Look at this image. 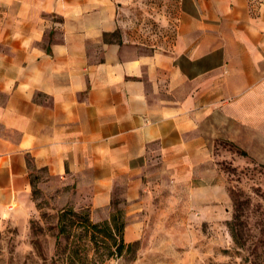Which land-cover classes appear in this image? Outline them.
<instances>
[{
    "label": "crops",
    "instance_id": "0c3cea01",
    "mask_svg": "<svg viewBox=\"0 0 264 264\" xmlns=\"http://www.w3.org/2000/svg\"><path fill=\"white\" fill-rule=\"evenodd\" d=\"M172 1L155 11L176 39L146 48L125 39L143 0H0V206L27 194L33 169L59 208L94 220L117 202L145 212L154 169L202 179L206 105L258 85L264 101V4L176 0L173 18Z\"/></svg>",
    "mask_w": 264,
    "mask_h": 264
},
{
    "label": "rangeland",
    "instance_id": "374dc122",
    "mask_svg": "<svg viewBox=\"0 0 264 264\" xmlns=\"http://www.w3.org/2000/svg\"><path fill=\"white\" fill-rule=\"evenodd\" d=\"M173 1L168 11L174 18ZM162 6V0H143L127 24L139 36L130 32L125 39L146 48L174 42V32L167 34L165 27L174 28L176 21L158 17L156 7ZM4 11L0 6L1 15ZM249 89L253 95L247 100L206 105L202 179L178 186L154 169L147 210L139 216L122 202L98 220L87 208H59L52 194L37 188L33 169L27 194L0 206V264H264V101L254 97L260 85ZM196 185L202 192L195 193ZM61 209L64 233L57 225ZM113 215L123 229L113 228L112 236L95 233L89 240L78 226L86 218L103 229ZM136 217L141 228L126 232ZM120 238L124 247L118 251Z\"/></svg>",
    "mask_w": 264,
    "mask_h": 264
},
{
    "label": "trees",
    "instance_id": "16d2710c",
    "mask_svg": "<svg viewBox=\"0 0 264 264\" xmlns=\"http://www.w3.org/2000/svg\"><path fill=\"white\" fill-rule=\"evenodd\" d=\"M63 218H64V213L61 209V211L59 212L58 224H57L59 233H64L66 231L67 226H65ZM118 218H119L118 216L113 215L111 218L112 221L111 220L106 221L105 222L106 226L103 229L99 228L98 223H93L86 218H83L82 221H79L78 226L80 227L81 231H83L84 235H86V236L89 235V240H91L94 237L95 233L104 232L105 236H112V229L113 228L118 233H120L121 230L123 229V222H118L119 221ZM72 225L77 226L74 224V222L70 223V226H72ZM115 245H117V247H116L117 250L121 251L122 248L124 247V242L120 238L119 243L118 244L115 243Z\"/></svg>",
    "mask_w": 264,
    "mask_h": 264
}]
</instances>
